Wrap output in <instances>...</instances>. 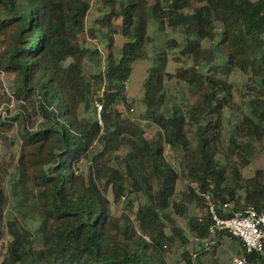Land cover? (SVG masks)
Returning a JSON list of instances; mask_svg holds the SVG:
<instances>
[{"label":"trees","instance_id":"16d2710c","mask_svg":"<svg viewBox=\"0 0 264 264\" xmlns=\"http://www.w3.org/2000/svg\"><path fill=\"white\" fill-rule=\"evenodd\" d=\"M195 1L201 6L185 13ZM0 8L11 15L7 21L0 20V32L11 33L9 47L0 55V70L15 75L14 96L32 101L33 108L43 118L33 133L20 131L23 148H29L37 159H42L45 144L50 143L51 148L44 159V166L48 167L33 177L46 190L45 219L38 232L42 247H35L36 236L21 232L13 222H8L13 240L8 257L1 264H165L156 240L150 245L142 236H128L129 228L122 237L110 233L114 221L107 210L109 200L97 182L101 178L106 180L107 188L112 186L119 199L121 180L105 171V162L121 148L127 133H131L134 136L131 153L126 157L128 173L140 186L144 184L148 198L152 195L150 187L147 188L148 179H155L158 184L150 199L151 206L140 210L137 216L146 230L152 223H145L159 219L175 194L178 174L164 159L162 139L148 141L142 131L131 128L128 120L115 109L119 102L126 100L124 91L132 64L144 58L150 40L144 0L130 3L123 10L122 30L132 33V41L124 43L119 57L110 52L104 71L92 77L105 86L102 97L96 99L102 104V124L79 119L77 115L80 106L90 108L93 103L91 81L85 76L82 64L85 57L96 53L77 42L89 5L84 0H0ZM151 11L161 28L183 30L187 39L181 50L184 55L200 53L201 42L212 36L218 24L222 28L218 45L225 62L208 63L212 72L208 75L199 67L176 71L177 78L196 89V104L187 115L163 108L161 92L168 76L166 52L155 58L149 70L144 83V102L146 117L164 132L170 147L181 149L193 181L199 184L202 194L210 196L218 214L223 216L222 204L234 200L235 188H243L241 172L234 169L231 179L234 187L225 185V170L215 159L212 121L199 128L197 151H192L185 125L187 117L188 121L199 122L219 113L228 102L229 86L217 76L218 70L224 68L228 73L230 66L237 67L264 85V0H155ZM113 18L114 13H110L100 23L109 26ZM171 45L176 43L169 41L168 46ZM252 109L258 118L252 131L258 133L263 129L264 109L258 110L254 103ZM244 120L250 121L247 117ZM1 127L9 130L12 124L0 119ZM96 141L102 150L88 152ZM83 159L90 164L87 178L80 180L74 165ZM146 172L149 173L147 181ZM245 189L244 205L237 200L234 209L252 206L264 213V186L255 182ZM14 196L17 204H21L17 190ZM4 208L5 195L0 189V220H3ZM211 220L207 213L201 224L190 220V225L199 237H204ZM257 260L263 261L256 255H248V263Z\"/></svg>","mask_w":264,"mask_h":264},{"label":"rangeland","instance_id":"374dc122","mask_svg":"<svg viewBox=\"0 0 264 264\" xmlns=\"http://www.w3.org/2000/svg\"><path fill=\"white\" fill-rule=\"evenodd\" d=\"M84 1L89 5V9L77 42L83 48L96 53L85 57L82 64L85 76L91 81L93 103L90 108L80 106L77 115L79 119L86 118L93 122L99 121L95 102L102 97L105 86L103 83L92 80V77L104 71L110 52L117 58L120 56L124 43L132 41V33L122 30V14L128 4L137 3L138 0ZM154 1L144 0L149 20L147 33L150 39L145 47V56L132 64V73L124 91L126 100L119 102L115 109L128 120L131 128L142 131L148 141L162 139L164 159L178 174L175 194L171 205L161 212L159 219L145 223H152V226L149 225L146 230L137 216L140 210L151 206L150 199L152 200L158 184L155 179H148L149 173L146 172L145 178L146 181L148 179L149 185L147 188L150 187L152 193L148 198L143 189L144 184L140 186L128 173L126 157L131 153L134 135L127 133L121 148L111 154L105 162V171L121 180L119 184L122 192L119 199H116L112 186L107 188L106 180L101 178L97 181L101 191L109 200L107 210L114 221L109 231L113 236L122 237V233L129 228L126 230L128 236H142L150 245H153L156 240L160 245L165 264H234V260L242 255V245L232 236L224 234L216 247L208 251L202 249L198 232L191 227L190 220L201 224L206 219L208 205L203 198L204 192L188 173L185 156L181 149L170 147L165 142L164 132L146 117L147 105L144 102V83L149 70L155 58L162 52H166L168 76L165 77L161 92L163 108L166 111L178 110L187 115L196 104V89L177 78L176 71L179 68L199 67L202 73L208 75L212 73L209 70L211 65L208 63L212 62L213 65L225 62L224 53L218 45L222 28L218 24L212 36L201 42V51L197 55L181 54L187 41L186 35L180 28L159 26L152 16L151 8ZM199 6L201 4L195 1L191 8L185 10V13H192ZM110 13H114L111 24L102 25L100 20ZM138 15L137 11L136 17ZM10 18L11 15L0 8V20L7 21ZM10 35L11 33L0 32V55L9 47ZM169 41L175 42L176 45L168 46ZM229 69L228 73L223 71L224 68L217 71V76L229 86L228 102L222 106L219 113L206 116L205 119L201 118L199 122L188 121L187 117L185 131L192 151H197L199 128H203L209 120L214 123L212 132L215 159L225 170L224 175L227 177L225 185L234 187L231 179L235 168L239 169L242 175L243 188H235V197L231 201V205L235 206L237 200H240V205H244V197L247 193L245 187L255 182L264 186V125L258 133L252 131L258 124L252 103L258 110L263 111L264 85L242 69L232 66ZM16 87L15 75L0 70V119L12 124L9 130H6V127L0 128V189L5 195L4 215L3 220H0V264L7 259L13 240L8 222H13L21 232L27 231L36 236L35 247L40 249L42 240L39 241L38 232L45 219L43 197L46 190L38 186L33 181V177L37 171L48 167L46 164L44 166V159L46 160V152L48 154L50 152V143L45 144L42 159H37L29 148H23L20 131L24 133L26 130L33 133L43 123V118L33 108L32 101L18 100L14 96ZM245 117L250 121H245ZM14 118L16 120H12ZM245 124L247 127H244ZM101 150L102 146L97 141L88 148V152L94 153H99ZM89 164L87 159H83L74 165L75 174L80 180L87 178ZM14 190L20 193L21 204L15 201ZM177 209H182V212ZM248 264H264V260L251 261Z\"/></svg>","mask_w":264,"mask_h":264},{"label":"built area","instance_id":"2783aa9c","mask_svg":"<svg viewBox=\"0 0 264 264\" xmlns=\"http://www.w3.org/2000/svg\"><path fill=\"white\" fill-rule=\"evenodd\" d=\"M95 108L102 124V104L96 101ZM203 197L212 220L206 236L198 238L202 249H213L220 243L222 235L227 234L242 245V255L234 260V264H248V255H256L264 260V213H259L252 206L235 210L231 203H224L220 207L223 216H220L210 196L203 194Z\"/></svg>","mask_w":264,"mask_h":264}]
</instances>
